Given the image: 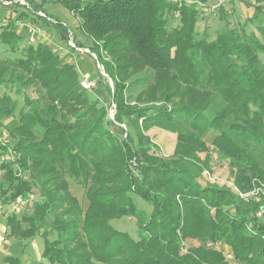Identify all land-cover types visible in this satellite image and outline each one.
<instances>
[{
    "label": "trees",
    "instance_id": "obj_1",
    "mask_svg": "<svg viewBox=\"0 0 264 264\" xmlns=\"http://www.w3.org/2000/svg\"><path fill=\"white\" fill-rule=\"evenodd\" d=\"M210 1L44 0L33 5L34 11L48 13V4H59L79 19L77 44L90 42L85 47L114 82L115 89L100 77L116 107L113 124L123 140L108 130V111L90 102L75 64L46 44L24 45L16 34L17 21L38 19L22 11L0 26V42L19 55L0 62V86L22 96L27 109L16 114L18 102L0 96V134L7 131L18 155L15 163L0 167V199L5 207L33 195L34 188L42 197L24 215L8 216L2 241L41 237L49 264H228L211 247L218 243L231 247L238 264H264V221L257 216L264 200L244 203L227 189L203 187L199 181L207 163L196 164L199 152L208 150L204 137L213 132L212 146L230 160L236 187L247 192L264 184V0H239L253 10L250 22L260 37L231 28L221 8L225 26L213 40L196 31L198 5ZM171 14H179L180 26H171ZM54 28L64 41L65 28ZM139 74L136 103L147 106L131 107L126 83ZM30 88H38L40 98L32 99ZM153 127L177 135L175 160L150 154L153 144L145 133ZM65 173L88 188L81 232L83 211ZM132 194L151 205L150 215L134 204ZM124 217L138 221V240L111 226ZM47 227L56 240L49 239ZM185 240L197 244L182 253ZM5 263L22 261L9 256Z\"/></svg>",
    "mask_w": 264,
    "mask_h": 264
},
{
    "label": "rangeland",
    "instance_id": "obj_2",
    "mask_svg": "<svg viewBox=\"0 0 264 264\" xmlns=\"http://www.w3.org/2000/svg\"><path fill=\"white\" fill-rule=\"evenodd\" d=\"M239 0H224L221 2H212L209 6H206L203 9L199 10L200 13V22L198 24V28L196 29L197 33L199 35H203L204 32H206L207 35L211 38V40L215 39L218 32L225 26V23H222L220 20L221 12L220 9L224 8L223 5H229L234 6L233 4L239 3ZM253 2L254 0H249ZM232 2V3H231ZM50 10H48V13L50 11L54 12L52 15L54 18L59 19L62 22H65L68 24V26L74 31V34L76 36L80 37L81 33L78 29L79 25V19L74 17L66 8L59 4H48L46 6ZM231 15L229 14V22L231 25V28L240 29L241 27L244 28V30L247 33H255L258 37L261 35L259 34L257 30L256 24H253L250 22L251 17L253 16V10L252 9H245V13L239 12L237 13L235 11V8L230 7L229 11L231 12ZM67 12L70 13L69 19H65ZM0 16L6 17L7 13L5 10H2L0 8ZM173 17V15H172ZM2 19L0 18V21ZM1 32V31H0ZM54 41L57 44H62V40L58 36H54ZM87 45H90V42H86ZM26 41L24 40V45H26ZM85 45L86 47H89ZM84 46V47H85ZM19 55H15L8 51V49L0 42V62L5 63L8 60H13L18 58ZM65 60L66 58H62ZM77 58L73 57L72 59H69V61L75 62ZM105 60H108L107 58H104ZM84 60H90L92 61L90 56H85L82 61H77L75 64L78 69L79 78L81 76L88 78H91L95 75L98 79V86L94 89L90 90L88 93L90 102H97L98 107H104L108 111L107 116V128L110 132H112L115 136L119 138V140L124 139V135L119 132V127L115 126L113 124L114 115L110 114V108L112 106V101L109 95L107 94L105 90V83L102 82V79L100 78V73L96 69V66L93 62V71L87 72L89 64L85 66ZM109 61V60H108ZM105 73L106 68L104 66ZM90 75V76H89ZM107 75V73H106ZM108 76V75H107ZM143 77L142 74H139L133 78H131L126 84L127 86H130L128 92H127V100L128 104L131 105V107L138 106L136 103V99L139 96L141 92V88L138 83V78ZM112 83V88L115 89L114 82L109 77ZM81 80V79H80ZM89 80V79H88ZM101 81V83H100ZM106 82V81H105ZM107 83V82H106ZM110 83V82H109ZM111 86V85H110ZM29 95L32 97V99H38L42 95V92L39 91L38 88H30L28 90ZM3 95H9L13 100H16L18 102V108L16 111V114H18L22 109L27 111L25 108V102L22 96H19L15 93L14 90H10L9 86H0V96ZM161 103H155L153 106L160 107ZM141 107L147 106V104H139ZM138 106V107H139ZM166 107H171V104H167ZM10 120L5 121V125L9 124ZM183 129L189 131V126H183ZM132 135H134L132 133ZM146 136H148L153 144V147L150 151V154L164 159V160H175L176 157H174V153L177 146V135L171 134L165 131L164 129L153 127L149 129L146 133ZM215 138V134L213 132L209 133L206 137H204L203 141L205 142L208 150L199 152L198 154V162H196L197 166L202 167L203 163H207V167L203 168V172L201 174L200 183L203 187L208 186H214L218 189H227L229 190L235 197H237L239 200L243 201L244 203H255L260 202L264 200V184L261 186H256L255 188L251 189L250 191H242L235 185V170L232 167V164L229 159L223 158L219 155V153L214 149L212 146V141ZM14 146V144H13ZM195 163V162H193ZM134 174L138 176L137 170L134 169ZM29 178L28 175H25ZM64 181H66L69 185L70 192L74 198H76L80 204V209H82L83 214L81 215V225L79 228V231L81 232L82 229V221L84 219V214L88 209L89 201L87 199V187H84L78 183L74 179H72L67 173L63 175ZM33 203L37 204L38 202L42 201L41 192L38 188H34L33 190ZM252 191L258 192L254 197H246V194H250ZM131 198L134 202V204L144 210L148 215L152 212V207L148 203L144 202L142 199H140L135 194L131 195ZM4 208V206H3ZM262 209L264 211V204L261 207L259 213H257L258 218L263 219L264 221V213L262 214ZM7 218L8 216L4 217L3 215H0V237L3 238L6 236V230L7 229ZM52 221V217L49 218ZM111 226L115 228L117 231L125 232L129 234L133 239L138 240V229H139V223L134 218L124 217L121 219H113L110 222ZM49 231L51 232L50 227H47ZM49 239L51 241H54L57 239V236L54 232H51ZM7 245L10 247L9 253L7 257L13 256V257H19L22 261V264H49L47 260L43 256L44 252V240L41 237H36L34 239L29 240H23L18 241L15 239H10L6 237ZM195 241L192 240H185L183 245V252L185 253L187 249H189L191 246H193ZM215 250L221 252L225 259L228 261V264H238L234 260L229 259V255L233 256V251L230 246L224 244V243H218L215 245H211ZM0 264H6L5 259L0 261ZM100 264V263H96Z\"/></svg>",
    "mask_w": 264,
    "mask_h": 264
},
{
    "label": "built area",
    "instance_id": "obj_3",
    "mask_svg": "<svg viewBox=\"0 0 264 264\" xmlns=\"http://www.w3.org/2000/svg\"><path fill=\"white\" fill-rule=\"evenodd\" d=\"M44 0H0V8L5 10L7 16L2 18L0 21V26H6L8 20L14 19L19 12L24 11L30 18L38 19L35 22L28 21L26 19L19 20L15 24V31L18 36L23 38L28 45H37V44H46L53 49V52L61 53L63 58H66L65 61L68 60L66 63L72 64L69 59L75 58H84L85 56H90L92 61L94 62L96 69L100 73L102 78L108 79L110 85L112 87L111 80L105 73L104 65L99 61L97 55L92 52L91 49L79 46L75 40L74 31L66 24L56 18H54L49 13L38 10L34 11L33 5L39 4ZM102 1H109V0H102ZM174 1H181V0H174ZM200 9L205 8L206 6L198 5ZM60 25L65 28L66 30V37L65 40L62 41V44H57L54 41V36H59V34L55 31L54 26ZM61 39V37H60ZM77 62V59L76 61ZM81 87L86 90L90 91L97 86L95 81H91L88 79H83L80 81ZM115 105L113 104L110 108V114L112 116L115 112ZM10 137L7 131H2L0 134V145L4 148L0 150V167L3 165L15 163L18 159V155L14 150L13 146H10ZM3 171L0 169V181L2 180ZM258 192L252 191L250 194H246V197H254ZM33 195H28L25 198H19L14 203L7 205L10 207V215L21 216L27 213L30 208L33 207ZM264 213L262 209V214ZM0 215L2 212L0 211ZM5 247V241L0 239V253L3 252ZM229 259L233 260V256L229 255Z\"/></svg>",
    "mask_w": 264,
    "mask_h": 264
},
{
    "label": "crops",
    "instance_id": "obj_4",
    "mask_svg": "<svg viewBox=\"0 0 264 264\" xmlns=\"http://www.w3.org/2000/svg\"><path fill=\"white\" fill-rule=\"evenodd\" d=\"M184 1H186L188 4H191V3H194V2H196V0H184ZM221 2V1H224V0H211L209 3H208V5L207 6H209L210 4H212V2ZM249 1V0H248ZM239 3H235V4H233L234 6H229V5H223L224 6V8H222L225 12H227L228 14H230L231 15V13L233 12V10L230 12L229 11V9H230V7H232V8H235V11L238 13H240V12H243V13H245L246 14V12H245V9H251V8H247L242 2H240V1H238ZM232 3V2H231ZM48 10H50L49 8H47ZM198 10H200V8L198 7ZM49 13H51V14H53L54 12H52V11H50ZM55 14V13H54ZM53 14V15H54ZM240 14H242V13H240ZM172 15H173V17H172ZM69 17H70V13L69 12H67V14H66V17H64L65 19H69ZM0 18L2 19L3 17H1L0 16ZM168 19H169V22H170V24H171V26L173 27V28H176V27H178V26H180V16H179V14H171V15H169L168 16ZM200 19H201V17L199 18V20H198V23H197V28H198V24H199V22H200ZM196 28V29H197ZM204 33H206V32H204ZM203 33V34H204ZM82 59L83 58H77V61L79 62V61H82ZM66 62H68V60L66 61ZM83 62H85V66L86 65H88L89 64V67H88V71L87 72H92L93 71V62L92 61H90V60H84ZM76 62H73L72 64H75ZM76 65V64H75ZM77 67V66H76ZM78 70V69H77ZM90 76V75H89ZM91 78H88L89 80H91V81H95L96 83H97V86H98V79H97V77L95 76V75H93V77L92 76H90ZM80 79L81 80H83V79H87L86 77H84V76H81L80 77ZM96 86V87H97ZM0 211L2 212V215L4 216V217H6V216H8L9 214H10V211H11V209H10V207H8V206H5L4 208L2 207V203H1V199H0ZM0 239H1V237H0ZM9 250H10V247L7 245V242H6V240H5V247H4V250H3V252L2 253H0V261H2L3 259H5L6 257H7V255H8V253H9Z\"/></svg>",
    "mask_w": 264,
    "mask_h": 264
}]
</instances>
